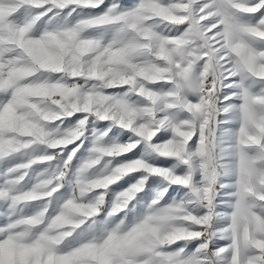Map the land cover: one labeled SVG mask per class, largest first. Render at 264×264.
I'll use <instances>...</instances> for the list:
<instances>
[{"label": "snow or ice", "instance_id": "1", "mask_svg": "<svg viewBox=\"0 0 264 264\" xmlns=\"http://www.w3.org/2000/svg\"><path fill=\"white\" fill-rule=\"evenodd\" d=\"M0 264H264V0H0Z\"/></svg>", "mask_w": 264, "mask_h": 264}]
</instances>
